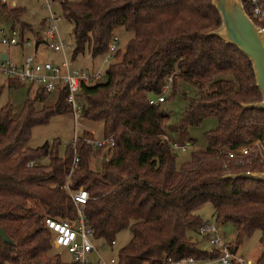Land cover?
<instances>
[{
  "label": "trees",
  "instance_id": "16d2710c",
  "mask_svg": "<svg viewBox=\"0 0 264 264\" xmlns=\"http://www.w3.org/2000/svg\"><path fill=\"white\" fill-rule=\"evenodd\" d=\"M0 6L15 20L24 12L22 7ZM243 6L249 13L245 0ZM60 7L73 24L72 58L85 50L92 57L105 54L117 27L133 32L124 51L116 50L106 80L80 83L77 94L79 118L101 122L102 137L112 135L114 145L92 148L84 138H93V133L84 130L62 153L56 139L28 146L33 127L71 113L66 88L53 105L37 109L36 101L46 95L38 88L16 117L11 103L0 107V227L12 240L8 244L0 238V264H67L59 255L48 256L51 234L42 222L45 215L76 218L64 188L67 180L72 190L82 187L89 194L82 213L96 239L111 245L119 232L130 230L118 264L216 258L218 251L200 248L188 235L203 223L194 211L206 203L213 206L217 222L236 226L235 249L260 232L262 249L255 263L264 264V181L221 178L264 170L259 157L239 165L224 153L264 137V111L241 106L261 96L248 58L235 46L206 35L220 23L211 0H62ZM168 76L172 94L180 81L198 90L176 125H169L161 103L149 104ZM17 85L16 79L6 80L8 88ZM208 117H215L217 126L205 133L206 147L192 150L188 161L177 166L166 131L197 126ZM95 158L100 165L93 167ZM29 161L37 164L28 167Z\"/></svg>",
  "mask_w": 264,
  "mask_h": 264
},
{
  "label": "rangeland",
  "instance_id": "374dc122",
  "mask_svg": "<svg viewBox=\"0 0 264 264\" xmlns=\"http://www.w3.org/2000/svg\"><path fill=\"white\" fill-rule=\"evenodd\" d=\"M60 1L62 0H49L50 9L59 17L56 21V29L59 40L65 45L63 51H54L43 42H40L36 49L34 48L36 41L44 40L42 30L49 13L48 9L43 6L44 2L42 0H8L7 7H13L11 3H14L16 7H22L24 12L20 16L19 20H15L4 12L0 6V39L2 37H5L6 39L14 37L18 42L29 40L32 46H26L25 44H20V42L16 45H8L0 41V58L1 55H5L14 61H19L22 57L31 54L40 62H52L55 65H59L64 61L65 57L66 61L72 68L84 69L90 72L97 70L101 71L102 76L100 82H104L106 80L105 71L108 66L107 64H103L104 54L92 57L90 53L85 50L83 53H80L72 58L74 48V39L72 34L73 24L62 15ZM67 1L79 2L81 0ZM23 24H25L24 28H22ZM113 36L118 37V49H120V53H122L127 42L133 37V32L127 31L123 27H117L113 31ZM119 58L116 60L118 61ZM0 86H2L0 107L6 103H11L13 105V117L17 116L26 98L30 96L32 97L40 91H37L38 86L36 84L33 85L32 88H30L29 84L17 85L13 88H8L5 84V78L1 75ZM197 94V88L193 84L186 81H180V84L174 94L171 93V90L165 94V101L161 102V108L169 115V125L178 124L189 98L195 97ZM57 96V91L47 93L43 101H36L35 107L39 109L42 106L53 105ZM216 126L217 119L215 117H208L204 119L200 125H190L187 128L178 131H166V135L168 136L170 142L174 141L181 145H184L185 143L188 145V149L186 151L179 150L174 152L176 154L177 166L185 161H188L192 150H202L206 147V139L204 135L206 132L216 128ZM84 130H92L94 138L98 139L102 137L101 122H85L80 118L75 119L71 113L55 115L50 118L48 123L33 127L28 146L36 148L44 142H52L56 139L60 142L59 152L62 153L64 146L74 140V138L79 136ZM102 151L103 154L109 156L110 152H108L107 149H103ZM99 165L100 163L98 158L92 160L93 167ZM194 213L201 215L205 221L215 222L219 228V234L222 240L229 245L234 244L233 239L236 235V226L230 222H217L215 220L214 209L211 204L206 203L200 206L194 211ZM188 235L191 236L193 240L199 241L200 248L204 250L211 249L208 242L203 240L202 236L197 234V232L189 231ZM130 237L131 232L128 228H126L116 235L114 240L115 242L112 246L106 245L105 247H100V241H94L93 243L100 251L103 259H116L118 252L127 244ZM259 238L260 232L255 231L251 236L245 238L242 244L237 247L236 253L245 257L249 261H252L253 264H256V259L262 249ZM54 255H59L61 261L64 263L69 264L71 261L70 254L64 248L55 249L52 246L48 256L51 257ZM208 264L217 263L210 262Z\"/></svg>",
  "mask_w": 264,
  "mask_h": 264
},
{
  "label": "built area",
  "instance_id": "2783aa9c",
  "mask_svg": "<svg viewBox=\"0 0 264 264\" xmlns=\"http://www.w3.org/2000/svg\"><path fill=\"white\" fill-rule=\"evenodd\" d=\"M42 1L44 2L43 6L49 11L42 30L43 39L49 48L54 51H63L65 45L59 40L56 29V21L59 17L50 9L49 0ZM0 2L7 4L8 0H0ZM11 4L13 5V3ZM245 4L249 11V13L245 11L246 14L254 25L259 27L261 32L264 33V0H245ZM0 41L8 45H16L20 42V44L32 46L29 40L18 42L14 37H10L9 39L2 37ZM118 43V37L112 36L108 50L104 54L103 64L109 65L113 61L114 54L118 49ZM0 75L5 79H16L18 84H36L46 94L52 91L59 92L62 88H66V100L70 105L71 114L76 119L80 117L82 110V104L77 97L80 83L86 85L101 83L102 73L99 70L90 72L84 69L72 68L65 57L62 63L55 65L52 62H40L33 55L29 54L22 57L19 62L13 61L8 56H5L4 59L0 58ZM171 81V76H168L165 84L162 86L160 95L150 98L149 104L165 101V94L170 90ZM77 138L78 136L74 138L73 145H75ZM164 138L169 142L174 151H186L188 149L186 143L181 145L174 141L170 142L168 136ZM84 142L92 148L106 145L107 148L112 149L114 145L112 135L98 139L94 137L84 138ZM224 153L227 160L239 165L249 163L253 156L259 157L260 161L264 162V137H255L246 144L234 145ZM76 160L77 158L74 157L73 166ZM36 164L37 161H29L26 166L32 167ZM64 188L76 207L77 216L75 219L50 217L47 215L43 217L42 222L51 234L50 240L52 246L55 249L64 248L70 254L71 261L69 264H118L117 258L103 259L100 251L93 243L94 241H100V247H105L106 245L112 246L115 241L113 240L111 245H109L103 240L96 239L93 230L87 224L82 213V207L90 198L88 192L82 187L72 190L68 180L65 182ZM196 232L208 242L211 248L218 251V256L208 261L197 260L193 257H185L179 260L169 258L165 264H208L209 262L217 264H253L252 261L236 253L234 244L229 245L222 240L219 228L215 222L204 220L196 228Z\"/></svg>",
  "mask_w": 264,
  "mask_h": 264
},
{
  "label": "water",
  "instance_id": "95a60500",
  "mask_svg": "<svg viewBox=\"0 0 264 264\" xmlns=\"http://www.w3.org/2000/svg\"><path fill=\"white\" fill-rule=\"evenodd\" d=\"M211 4L219 14L220 23L206 35L216 36L224 43L235 46L248 58L253 70L255 85L261 96L260 100L241 103V106L264 111V33L246 14L242 0H211ZM40 42L45 43L44 40L36 41L35 49ZM1 58L4 59L5 55H1ZM221 178H248L264 181V170L225 173ZM0 238L5 243H12L1 227Z\"/></svg>",
  "mask_w": 264,
  "mask_h": 264
},
{
  "label": "crops",
  "instance_id": "0c3cea01",
  "mask_svg": "<svg viewBox=\"0 0 264 264\" xmlns=\"http://www.w3.org/2000/svg\"><path fill=\"white\" fill-rule=\"evenodd\" d=\"M13 6H16V5L13 3ZM21 59H22V58H21ZM21 59H20V60H21ZM20 60H19V61H20ZM13 61H14V60H13ZM19 61H15V62H19ZM6 80H7V79H5V84H6ZM18 85H23V84H18ZM90 132L92 133V130H91ZM203 240H205V239L203 238ZM205 241H206V240H205ZM206 242H207V241H206ZM198 243H199V241H198ZM209 263H210V262H209Z\"/></svg>",
  "mask_w": 264,
  "mask_h": 264
}]
</instances>
